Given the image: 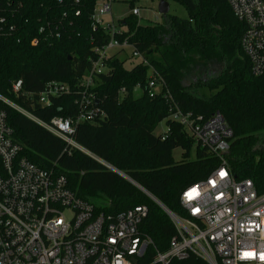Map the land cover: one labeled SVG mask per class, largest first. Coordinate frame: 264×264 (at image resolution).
Segmentation results:
<instances>
[{"label": "trees", "instance_id": "16d2710c", "mask_svg": "<svg viewBox=\"0 0 264 264\" xmlns=\"http://www.w3.org/2000/svg\"><path fill=\"white\" fill-rule=\"evenodd\" d=\"M97 1L0 0V16L6 19L0 25V95L44 122L75 117L79 112L75 102L79 89L75 86L96 58L93 49L109 40L101 26L93 27L91 16ZM123 1L134 7L135 0ZM173 1L185 8L187 18L166 14L164 23L141 25L130 13L117 20L122 29L119 37L127 38L146 63L127 68L118 54L106 59L107 72L99 75L91 88L103 114L94 121L79 122L71 135L85 152L67 146L0 102L27 158L64 174L78 197L111 213L145 205L147 215L139 228L153 242L150 252L168 247L175 233L170 217L140 189L91 155L125 173L166 209L182 216L180 193L205 179L219 159L169 118L173 104L204 119L219 112L232 132L224 155L227 167L238 179L264 182V74H252L241 50L244 23L225 0ZM209 64H219L221 70L208 72ZM200 68L206 78L196 87L202 86L208 95L193 93L195 86L183 84L190 70L196 74ZM150 75L160 84L153 95L147 87ZM18 80L21 88L14 93L11 85ZM49 81L67 83L74 91L42 106L37 95ZM137 85L141 93L134 96ZM164 119L166 131L154 134ZM176 148L182 149L179 161L173 158ZM170 264L207 263L190 257Z\"/></svg>", "mask_w": 264, "mask_h": 264}, {"label": "built area", "instance_id": "2783aa9c", "mask_svg": "<svg viewBox=\"0 0 264 264\" xmlns=\"http://www.w3.org/2000/svg\"><path fill=\"white\" fill-rule=\"evenodd\" d=\"M112 1L98 0L93 9V27L101 26L109 34V40L93 49L96 58L90 61L88 72L75 86L79 89L75 101L79 112L75 117H54L44 122L0 95L1 103L61 138L67 146L83 152L71 135L79 122L94 121L103 114L96 107L97 99L91 88L98 76L107 72L106 59L127 51L129 58L146 63L127 38L119 37L122 29L118 23L111 20L103 23L102 17L110 15ZM225 1L234 16L244 23L240 47L252 74L263 75L264 0ZM131 13L138 16L139 8L133 7ZM5 23V17L0 16V25ZM149 78L148 93L153 95L160 84L156 85L153 76ZM11 88L14 93L19 92L21 81L12 82ZM135 88L141 89L139 85ZM73 91L74 86L67 83L49 81L38 93V103L46 106L51 98ZM124 92L121 88L120 93ZM169 118L180 123L197 144L216 156L219 165L205 179L180 193L182 216L171 211L168 214L153 196L141 190L168 214L175 227L168 247L150 252L153 242L139 228L147 215L145 205L111 213L78 197L64 174L27 158L0 107V264H170L190 257L207 264H264V182L238 179L227 167L224 155L229 148L230 127L219 112L204 119L182 111L176 104L172 105Z\"/></svg>", "mask_w": 264, "mask_h": 264}, {"label": "rangeland", "instance_id": "374dc122", "mask_svg": "<svg viewBox=\"0 0 264 264\" xmlns=\"http://www.w3.org/2000/svg\"><path fill=\"white\" fill-rule=\"evenodd\" d=\"M157 3L158 0H135L133 2V6L139 8V14L137 16L139 24L146 25L154 22L164 23V17L160 15L157 11ZM168 5H169L168 14L175 15L183 19L187 18V12L179 2L168 0ZM130 13H131V7L129 2L123 0H114L110 3V15L108 14L104 15L102 17V20L103 23L110 22L111 20L114 24H116L118 19H122L123 17L128 16ZM126 54L128 55V57ZM126 54L120 53L119 58L125 60L124 64L127 68L133 66L135 63L138 62V60L129 58V53L127 51ZM206 68H208V72L211 71L212 73H216L217 71L221 70V66L219 64H209ZM193 70H195V68ZM193 70L192 71L190 70L188 74L186 72L187 75H185L186 77H184L183 84L188 87L195 86L193 87L192 90L193 93L196 94L204 93L208 95L209 92L205 88H203L202 86L196 87L199 81L206 78V73L203 72V68H200L198 73L196 74L193 72ZM140 93L141 91L135 88L133 95L138 96L140 95ZM166 129H167V124H166V119H164L157 125V127L154 130V134L159 135L165 132ZM181 154H182V149L176 148L173 151V158L176 161H179L181 159Z\"/></svg>", "mask_w": 264, "mask_h": 264}, {"label": "water", "instance_id": "95a60500", "mask_svg": "<svg viewBox=\"0 0 264 264\" xmlns=\"http://www.w3.org/2000/svg\"><path fill=\"white\" fill-rule=\"evenodd\" d=\"M168 9H169V5H168V1L167 0H158L157 3V11L160 15L165 16L166 14H168ZM104 166H106L108 169H110L111 171L117 173L118 175H120L121 177H123L124 179L128 180L130 183H132L133 185H135L137 188H139L140 190H142L143 192H147L146 190H144L140 185H138L136 182H134L132 179H130L126 174L122 173L121 171H119L118 169L114 168L111 165L106 164L105 162L102 163ZM148 193V192H147ZM149 195H151L150 193H148ZM152 196V195H151ZM157 200V199H155ZM157 202L159 203L160 206H162L163 209H165V211L168 214H171V212L169 210H167L158 200Z\"/></svg>", "mask_w": 264, "mask_h": 264}, {"label": "snow or ice", "instance_id": "6c2138e0", "mask_svg": "<svg viewBox=\"0 0 264 264\" xmlns=\"http://www.w3.org/2000/svg\"><path fill=\"white\" fill-rule=\"evenodd\" d=\"M221 175H223V173H221Z\"/></svg>", "mask_w": 264, "mask_h": 264}]
</instances>
